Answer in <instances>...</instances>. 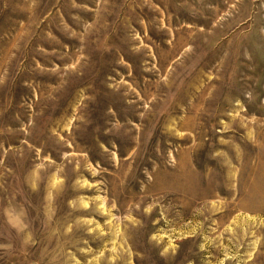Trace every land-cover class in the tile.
Listing matches in <instances>:
<instances>
[{
  "label": "rangeland",
  "instance_id": "374dc122",
  "mask_svg": "<svg viewBox=\"0 0 264 264\" xmlns=\"http://www.w3.org/2000/svg\"><path fill=\"white\" fill-rule=\"evenodd\" d=\"M0 264H264V0H0Z\"/></svg>",
  "mask_w": 264,
  "mask_h": 264
}]
</instances>
